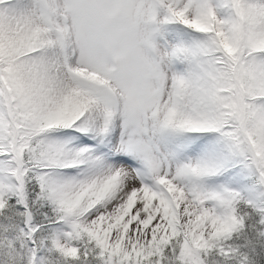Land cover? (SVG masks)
<instances>
[{"label":"snow or ice","instance_id":"snow-or-ice-1","mask_svg":"<svg viewBox=\"0 0 264 264\" xmlns=\"http://www.w3.org/2000/svg\"><path fill=\"white\" fill-rule=\"evenodd\" d=\"M0 264H264V0H0Z\"/></svg>","mask_w":264,"mask_h":264}]
</instances>
